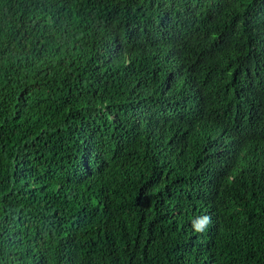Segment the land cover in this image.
Here are the masks:
<instances>
[{"label":"trees","instance_id":"1","mask_svg":"<svg viewBox=\"0 0 264 264\" xmlns=\"http://www.w3.org/2000/svg\"><path fill=\"white\" fill-rule=\"evenodd\" d=\"M0 264H264V0H0Z\"/></svg>","mask_w":264,"mask_h":264},{"label":"clouds","instance_id":"2","mask_svg":"<svg viewBox=\"0 0 264 264\" xmlns=\"http://www.w3.org/2000/svg\"><path fill=\"white\" fill-rule=\"evenodd\" d=\"M211 223H212L211 216L203 215L192 221V227L196 233H203L207 230L208 226Z\"/></svg>","mask_w":264,"mask_h":264}]
</instances>
